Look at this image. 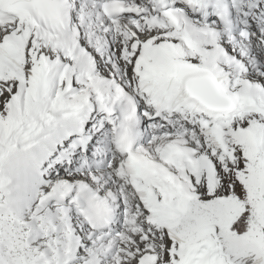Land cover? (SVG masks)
Wrapping results in <instances>:
<instances>
[{
  "label": "snow or ice",
  "instance_id": "6c2138e0",
  "mask_svg": "<svg viewBox=\"0 0 264 264\" xmlns=\"http://www.w3.org/2000/svg\"><path fill=\"white\" fill-rule=\"evenodd\" d=\"M0 264H264V0H0Z\"/></svg>",
  "mask_w": 264,
  "mask_h": 264
}]
</instances>
